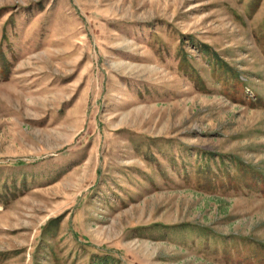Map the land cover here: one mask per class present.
<instances>
[{"label": "rangeland", "instance_id": "obj_1", "mask_svg": "<svg viewBox=\"0 0 264 264\" xmlns=\"http://www.w3.org/2000/svg\"><path fill=\"white\" fill-rule=\"evenodd\" d=\"M0 264H264V0H0Z\"/></svg>", "mask_w": 264, "mask_h": 264}]
</instances>
